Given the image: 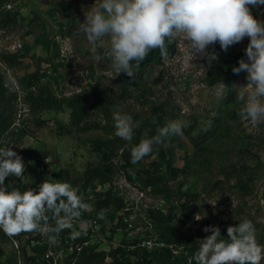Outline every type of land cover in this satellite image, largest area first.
<instances>
[{
	"label": "rangeland",
	"instance_id": "374dc122",
	"mask_svg": "<svg viewBox=\"0 0 264 264\" xmlns=\"http://www.w3.org/2000/svg\"><path fill=\"white\" fill-rule=\"evenodd\" d=\"M94 3L95 0H0V56L8 53L24 55L18 66L10 67L0 61L9 92L18 93L19 97L18 113L12 128L16 135L11 142L5 139L3 143L10 142L9 147H13L23 158L26 172L21 182L26 187H38L45 179L57 182L59 168H64L70 170V182L81 191L83 173L88 164L100 160L99 155L92 152L91 142L106 137L105 133H79L74 130L71 134H62L66 130H60V124H71V110L67 104L61 112L31 111L26 101L29 89L23 81L27 73L39 71L44 75L43 85L63 99L85 92L97 81L111 93L122 94V89L115 91L113 86L119 84L118 79L123 73L116 76L107 58L99 63L93 60L94 54L104 55L110 47L108 38L92 45L79 32L85 12ZM9 12L16 14L10 25L6 24L5 17ZM252 14L264 20V5L252 8ZM248 43L249 40L245 38L241 43L229 47L227 52L221 50L217 43L215 51L219 54V60L213 61L209 67L205 59L192 61L197 65L186 63V49L176 39L167 43L172 49L166 57L161 58L160 63H152L145 69L143 82L147 92L144 93L138 86L131 88L123 111L131 116L133 113L145 114L150 109V103H163L169 111L167 122L181 120L188 125L183 137L176 136L174 153H169L176 167H183L194 157L188 131L196 121L202 123L219 116L224 129L218 139L210 142L211 151L193 165L190 175L170 179L168 183L172 197L160 191L164 185L158 190L143 188L136 180L137 170L133 171L134 182L117 171L116 191L124 198L126 209L118 212L115 220L108 213L103 214L102 221L89 222L90 227H85L84 221H73L74 229L80 231L81 235L92 231V234L84 235L90 236L91 244L98 245L99 250L111 251L126 240L129 243L139 241L142 247L150 251L160 249L164 244L158 240L159 222L154 215L159 211L168 214L172 210L177 215L173 225L198 241L211 235L203 231L206 226H218L221 235L227 236L228 226H235L246 218L255 225L258 243L264 244V123L253 126L238 115L235 118L230 115V112L242 107L235 98L237 90L248 83L247 73L242 71L238 77L233 86L234 99L229 103V89L225 84L212 86L207 82L209 72L222 58L235 56ZM199 65H203L204 69ZM41 119L46 121L42 127L39 126ZM23 130L28 133L26 136L22 135ZM33 148L48 151L50 155L41 158L31 152ZM156 159L157 156H154L146 161L142 168L150 167ZM36 162L41 164L42 173L34 170ZM162 164L165 171L166 161H162ZM245 171L252 176V180H247L243 174ZM240 177L247 180V194L236 188ZM13 182H17V178ZM108 188V185H98L99 190ZM80 195L90 205L91 211L92 196L84 192ZM216 201L213 207L210 203ZM186 207L190 209L189 216L182 221V212ZM198 214L202 217L199 221L195 219ZM122 221L127 224L125 227ZM41 238L43 243H48L46 238ZM28 240L29 237L0 240L5 258L25 264L23 248L32 254L33 247H29ZM50 248L48 254L54 256L57 264L72 260L75 249L72 229L64 235V241L50 245ZM178 251L181 252L180 249Z\"/></svg>",
	"mask_w": 264,
	"mask_h": 264
},
{
	"label": "clouds",
	"instance_id": "9594fccd",
	"mask_svg": "<svg viewBox=\"0 0 264 264\" xmlns=\"http://www.w3.org/2000/svg\"><path fill=\"white\" fill-rule=\"evenodd\" d=\"M264 5V0H95L85 12L79 32L95 45L108 38L110 47L104 55L94 54L99 63L111 61L116 76L126 74L135 80L141 63L154 50L162 57L168 54L167 43L179 39L186 49L185 61L205 59L209 67L219 60L215 51L249 40L245 49L247 62L238 61L233 72L247 73V85L237 90L236 100L242 104L237 115L253 126L264 123V20L252 14V8ZM211 49V50H210ZM95 53V48H93ZM204 69L203 65H199ZM119 91L123 85H114ZM115 135L129 143L134 137L133 118L117 109L113 113ZM153 123L157 120L154 117ZM188 125L181 120L157 127L152 136L147 133L130 148L131 163L136 164L158 147L167 146L173 136H184ZM47 163V159H46ZM26 166L13 147L0 148V231L9 238L22 233H35L52 246L60 243L58 234L72 229V238L81 235L73 221H80L90 205L79 194V187L69 181L45 179L38 187L23 191L6 178L22 180ZM217 201L210 203L215 207ZM98 216L103 217V211ZM202 217L196 215L199 221ZM54 222V223H53ZM85 227L91 224L84 221ZM210 232L201 241L189 264H262L264 244L257 241L256 228L249 219L227 227V238L218 226H206Z\"/></svg>",
	"mask_w": 264,
	"mask_h": 264
},
{
	"label": "trees",
	"instance_id": "16d2710c",
	"mask_svg": "<svg viewBox=\"0 0 264 264\" xmlns=\"http://www.w3.org/2000/svg\"><path fill=\"white\" fill-rule=\"evenodd\" d=\"M5 17L7 18L6 24L10 25L15 20L16 14L9 12ZM167 48L168 51L172 49L168 45ZM245 49L229 59L222 58L207 77V82L212 86L220 83L227 86L229 89L228 103L234 99L233 86L242 74V71L239 74H235L232 69L233 67H238L240 59H244L247 62ZM0 57L2 64L14 67L21 65L24 55L8 53ZM161 58L159 50H154L141 63L135 80L129 78L126 74L121 75L118 79L119 85H123L121 88L122 94L120 95L111 93L100 81H97L85 92L76 94L69 99H63L55 95L50 87L43 85L44 75L39 71L27 73L23 77V81L29 89L26 94V101L31 111L35 113L61 112L65 104H67L71 110V124L69 126L60 124V130H66L62 134H71L75 130L79 133L102 131L106 135V137H99L91 142V150L99 155L100 160L97 163L90 162L83 173L81 191L79 192L92 196L90 199L92 209L84 213L80 221L101 222L102 219L98 216L101 211H103V214L108 213L111 219L115 220L118 212L126 209L124 198L116 191L115 176L117 171L122 172L129 181L134 182L133 171L137 170L136 180L143 188L158 190L160 186L164 185V188H161L160 191L172 197L173 194L168 183L170 179L190 175L193 165L199 163V159L211 151L210 142L218 139L224 129L222 118L219 116L209 118V120L207 119L202 123L196 121L194 125H191L188 136L194 147V157L191 162L189 160L183 167H176L172 161L173 157H169V153H174L176 136L170 138L167 146L158 147L152 154L136 164L131 163L130 148L139 143L145 133L148 136H152L155 134L157 127L164 126L167 123L168 108L163 103H150V109L147 113H133L134 137L131 143L115 135L113 113L117 109L123 110L128 96L131 94V88L138 86L144 93L147 92L143 82V73L150 64L160 63ZM18 98V93L9 92L0 65V148H8L11 140L16 135L12 128L18 113ZM238 111L230 112V115L235 118ZM154 117L157 120L156 124L153 123ZM45 123L46 121L41 119L39 126L42 127ZM191 131L196 133L193 134ZM27 134L24 130L22 131L23 136ZM5 139L10 142L3 143ZM32 150L31 152L41 158H48L50 155L48 151H41L36 148ZM154 156H157V159L151 162L150 167L142 168L143 164ZM162 161L167 163L165 171ZM33 168L38 173H42L40 163L36 162ZM243 174L248 181L253 179L246 171ZM58 176L59 181H71V172L68 169L59 168ZM13 179L16 178H6V183L12 181L13 186L19 187L21 190L28 188L24 186L20 179H17V182H13ZM245 180L240 177L236 188L247 194V180ZM98 185H108L109 188L99 190ZM189 212V208H184L181 216L182 221L188 218ZM154 217L159 222L158 231L160 232V237L158 240L164 244L162 248L150 251L142 247L139 241L129 243L124 240L122 245L111 251L99 250L98 245L90 243V236H84L92 234V231H87L74 239L75 249L72 260H67L64 264H189L200 242L173 225L174 220L177 218L174 210L168 212V214L159 211ZM122 225L125 227L127 224L123 222ZM69 233L70 229L63 230L58 234V239L64 241V235ZM24 237H29L27 244L29 247L33 246L31 248L32 254L27 251V248H23L25 264H57L54 261V256L48 254L51 251L50 244L47 242L43 243L41 236H38V234L22 233L19 236L9 238L0 231V240H21ZM224 237L227 238V236ZM78 245L79 247H77ZM179 249L181 250L180 253ZM0 264H19V262L18 260L6 259L5 251L0 245ZM193 264H195V261H193Z\"/></svg>",
	"mask_w": 264,
	"mask_h": 264
},
{
	"label": "built area",
	"instance_id": "2783aa9c",
	"mask_svg": "<svg viewBox=\"0 0 264 264\" xmlns=\"http://www.w3.org/2000/svg\"><path fill=\"white\" fill-rule=\"evenodd\" d=\"M96 222V221H95Z\"/></svg>",
	"mask_w": 264,
	"mask_h": 264
}]
</instances>
